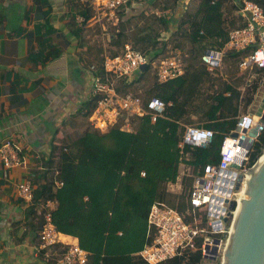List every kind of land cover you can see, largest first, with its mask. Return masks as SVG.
I'll return each mask as SVG.
<instances>
[{
	"label": "trees",
	"instance_id": "1",
	"mask_svg": "<svg viewBox=\"0 0 264 264\" xmlns=\"http://www.w3.org/2000/svg\"><path fill=\"white\" fill-rule=\"evenodd\" d=\"M131 1L145 5V8L129 15L127 9L119 8L114 31L104 35L111 47L105 51L98 44H89L83 33L85 22L77 25L74 21L75 14L82 15L85 20L90 17L88 2L65 0L68 10L66 23L70 33L76 37L78 47L76 57L82 68L86 69L93 65L94 73L101 74V61L104 55L117 54L125 42L144 52L150 60H154L162 55L167 42L173 41L170 37L158 38L157 29L159 26L167 29L171 24L175 26L172 32L175 34L185 25V29L178 34L183 38V42L189 45L185 61L196 57L199 64H190L203 67L200 57L202 50L222 47L227 39L228 29L244 23L239 13H234L240 8L242 0H194L191 9H183L177 17L154 16L150 12L152 16L150 22L144 20L142 25L129 28L126 23L134 15L143 17L147 9L153 11L165 8L171 9L174 13L179 2V0ZM250 1L257 3L264 12V0ZM129 3L130 1L127 5ZM134 28L136 29L133 30ZM174 42L175 46H179L177 41ZM253 48L254 45L240 50L226 49L222 56V64L223 61H228L229 68L238 70L237 63L240 58ZM253 71L257 73V77L244 82L246 88L244 93L240 91L238 84L228 81L222 82L221 90L211 98L209 96V101L199 115V119L204 121L197 125L213 130L210 141L203 146L184 145L181 151L177 147V141L183 124L187 122L179 124L178 115L186 111V108L182 107L186 104L185 99L198 90H194V87L187 88L186 75L198 76L200 72L184 73L157 82L151 66L146 64L128 80L125 77H117L114 88L120 93L131 90L137 93L140 90L143 99L155 96L165 103L170 101L162 115L156 116L153 121L148 114L131 117V131L119 128L121 120L104 131L90 126L85 120L86 115L98 96L91 93L77 107L75 115L78 117H70L61 123L72 127L80 123L83 126L82 131L76 136H68L65 129L56 127L50 138L47 153L40 157L39 166L32 170L31 180L36 186L31 202L24 208L25 221L35 220L31 228L39 225L40 214H36L35 209L39 208L44 199H54L55 205L50 211L53 224L60 232L76 237L80 247L87 252L88 264H149L136 252L144 243L146 213L150 203L162 201L179 211L185 208L184 191L171 192L166 188V183L175 180L178 163L181 160L191 166L193 172L201 170L204 164L217 160L222 136L234 127L238 101L241 109L245 110L253 99V93L259 87L263 70L254 68ZM236 79L238 82L241 81L239 77ZM178 96H182L179 102ZM177 106L179 112L175 115ZM80 110H84L83 114L79 113ZM262 147L264 129L250 145V162L260 154ZM184 152L186 158L181 155ZM54 180L61 181V184L54 185ZM190 181L189 177L182 179V190L186 189ZM202 262L200 251L195 249L154 264H202ZM212 264L217 263L214 261Z\"/></svg>",
	"mask_w": 264,
	"mask_h": 264
},
{
	"label": "built area",
	"instance_id": "2",
	"mask_svg": "<svg viewBox=\"0 0 264 264\" xmlns=\"http://www.w3.org/2000/svg\"><path fill=\"white\" fill-rule=\"evenodd\" d=\"M88 2L93 15H103L107 19L116 20L119 8H127L130 0H80ZM238 12L244 19L240 26L228 29L227 39L220 48H206L201 52V60L208 71L219 68L222 56L226 49L240 50L250 45L254 48L242 56L237 63L241 71L257 73L254 68L263 70L259 82L263 85L264 95V12L255 2L242 0ZM156 16H167L169 9H156ZM91 16V17H92ZM77 25L87 20L80 14L74 15ZM164 54L154 60L129 43L125 42L117 54L104 55L101 61V74L94 73V66L86 68L87 81L90 83V92L96 93L97 99L86 115V121L99 131L106 130L116 121L121 120L119 128L131 131V117L148 114L153 121L163 113L166 103L158 97L146 99L137 93L126 91L120 93L115 90L114 83L117 77L127 80L132 74L140 70L141 64H149L157 82L179 76L184 71L185 60L188 57L187 47L175 45L166 46ZM253 119L254 109L240 112L235 117L234 127L226 132L219 143L218 158L214 163H206L201 170L192 171L191 166L182 160V166L174 181L166 183L171 191L174 186L182 189V177L191 178L190 184L184 190L185 208L182 211L167 205L162 201H152L146 213V231L144 243L136 253L139 257L154 264L184 251L199 250L203 260H211L217 264H224V253L230 235L233 232L234 221L240 209L241 201L245 199V192L251 169L257 164L260 154L249 161L250 145L256 140L259 132L264 129V121L260 120L262 110ZM84 110L79 113L83 114ZM261 124L260 129L253 137L252 142L246 145V131L254 125ZM235 133V135H233ZM213 134V130L194 123L183 124L177 147L184 145H206ZM244 134V140L240 136ZM20 148L16 142L4 139L0 142V159L6 167L17 166L23 163L19 155ZM186 158V152L181 153ZM54 185L61 181L54 180ZM34 185L29 178L16 183L17 196L26 204L32 200ZM175 193V192H174ZM55 205L54 199H44L39 205L40 223L37 231L38 246L46 248L58 244V264H88L87 252L80 247L76 238L68 236L56 229L51 220L50 211ZM214 255L213 259L207 258Z\"/></svg>",
	"mask_w": 264,
	"mask_h": 264
},
{
	"label": "crops",
	"instance_id": "3",
	"mask_svg": "<svg viewBox=\"0 0 264 264\" xmlns=\"http://www.w3.org/2000/svg\"><path fill=\"white\" fill-rule=\"evenodd\" d=\"M130 5L132 9H129ZM144 6L131 1L124 10L129 9L126 10L129 15L133 9L137 12ZM185 7L178 2L174 13L168 8V15L177 17ZM89 9L91 10L90 7ZM235 12L239 13L238 10ZM92 13L91 11L90 17L83 24L85 38V29L101 16H92ZM67 15L65 0H0V142L4 139L16 142L23 160L22 164L6 167L0 159V264H58L59 245L46 248L38 246L39 225L31 228L35 220L25 221L24 208L27 204L17 196L15 186L24 178L31 180L32 170L39 166L40 157L47 153L56 127L67 131L73 129L72 126L61 123L76 116L77 107L90 92L86 70L77 61L76 37L67 27ZM174 27V24L167 29L159 26L158 38H176L185 29L183 25L175 34L172 33ZM184 47L189 50V45ZM203 67L184 65V71L179 76L200 72L198 76L186 75L187 88L202 90L200 87L206 72L210 73ZM222 68L221 63L211 73L218 72L221 75ZM220 78L221 87L224 77ZM238 88L241 89V86L238 85ZM262 90L263 85L259 83L250 105L245 110L253 109L263 96ZM217 92L218 90L214 93H199V100L205 96L201 111L209 101V96L211 98ZM195 95L196 91L185 99L186 104L182 107L186 108ZM181 98L182 96H178L177 102ZM168 104L170 101L166 103ZM245 110L241 109L238 101L236 115ZM201 111L192 114L185 111L178 115L177 121L183 124L185 120H192L193 115L200 118ZM178 112L177 106L174 114ZM192 121L184 124H198L204 120ZM179 168L178 164L177 173ZM32 183L35 187L36 183ZM170 190L175 193L183 192L177 186ZM39 208L35 209L36 214H39ZM64 234L76 238L71 234ZM204 262L205 260L202 264Z\"/></svg>",
	"mask_w": 264,
	"mask_h": 264
},
{
	"label": "water",
	"instance_id": "4",
	"mask_svg": "<svg viewBox=\"0 0 264 264\" xmlns=\"http://www.w3.org/2000/svg\"><path fill=\"white\" fill-rule=\"evenodd\" d=\"M144 67L145 64L139 66L140 69ZM262 107H264V95L253 106V119L257 118ZM260 120L264 121V109ZM260 127L259 122H254V125L246 131L247 146ZM240 140H244V134L240 136ZM250 171L246 187L248 195L241 201L236 215L233 232L224 253V264H264V161L260 167L255 166ZM213 257L214 255L207 256L209 259Z\"/></svg>",
	"mask_w": 264,
	"mask_h": 264
},
{
	"label": "rangeland",
	"instance_id": "5",
	"mask_svg": "<svg viewBox=\"0 0 264 264\" xmlns=\"http://www.w3.org/2000/svg\"><path fill=\"white\" fill-rule=\"evenodd\" d=\"M181 1V2H180ZM131 2V0H130ZM194 0H179V4L181 6H186L185 8L187 9H191L192 7V4H193ZM130 4V3H129ZM131 5L129 6V9H132L130 8ZM128 9V10H129ZM127 10V11H128ZM135 9H133V12L131 13H134L136 11H134ZM147 13H145L146 15L143 14V17H139V16H133L131 17V20L126 23V25L130 28L132 27H136V26H140L144 23V20L146 21H151L152 20V16H151V13L156 16L153 12V11H150V9H147L146 10ZM116 15H117V12H116ZM136 21V22H135ZM117 18L116 20L114 19H107L105 18L103 15H101L99 17V20L98 21H95L93 22L89 28L85 29V32L87 34L86 38L89 40V44H98L100 45L105 51L108 50L109 48H111L109 46V44L107 43V40L106 38L104 37V34L106 33H109V31H114V28L116 27V24H117ZM136 28H134L133 30H135ZM264 29V27H263ZM179 37H176V38H173V41H169L167 42L166 46H171V45H174L173 43H176L174 41H177L179 46H185V45H188L187 42H183V38L180 37V35H178ZM167 47H165V50L162 52V54L165 53ZM187 65L191 66V64H199V61L198 59L195 57L185 61ZM191 63V64H190ZM231 70V71H230ZM218 72H214V73H209V72H206V76L204 78V81H203V84L201 85L202 87V90L199 91L197 90L196 91V95L194 98L190 99V102L187 104L186 106V111L190 112L191 114L192 113H200L201 111V104L203 103V100H204V103H205V96L202 97L201 100H199V96L200 94H204L205 92L209 93H214L215 91H219L220 90V84H221V77H224L223 79V82H228V81H231L233 84H238L239 86H241V89L240 91L242 93H244L246 91V88H244L245 84L244 82H249L251 81L253 78L257 77L256 74H250L251 72H248V71H241V70H236L235 68H229V65H228V61H223V68H222V73L221 75H218L217 74ZM234 77V78H233ZM236 77H239L241 79L240 82L236 81ZM234 80V81H233ZM249 90V89H248ZM132 91V90H131ZM200 93V94H199ZM198 115H193L192 116V120L194 119L195 120H198L199 118H197ZM191 119L190 120H185V122H193ZM83 129V126L80 125V123H77L76 125L73 126V129H70V130H66L65 133H68V136H76L77 134H79V132H81ZM64 130V129H63ZM182 169V166H180L179 170ZM184 191V190H183ZM185 192V191H184ZM205 264H212L211 263V260H205L204 262Z\"/></svg>",
	"mask_w": 264,
	"mask_h": 264
},
{
	"label": "bare ground",
	"instance_id": "6",
	"mask_svg": "<svg viewBox=\"0 0 264 264\" xmlns=\"http://www.w3.org/2000/svg\"><path fill=\"white\" fill-rule=\"evenodd\" d=\"M264 161V150L262 151L261 155L259 156L258 160H257V165L256 167H260V165L263 163ZM247 188H246V192H245V198H247ZM234 227V226H233ZM227 262V261H226Z\"/></svg>",
	"mask_w": 264,
	"mask_h": 264
}]
</instances>
